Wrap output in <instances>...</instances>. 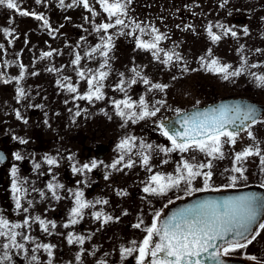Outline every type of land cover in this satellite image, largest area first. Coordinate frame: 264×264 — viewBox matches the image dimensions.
Instances as JSON below:
<instances>
[{
    "label": "rangeland",
    "instance_id": "1",
    "mask_svg": "<svg viewBox=\"0 0 264 264\" xmlns=\"http://www.w3.org/2000/svg\"><path fill=\"white\" fill-rule=\"evenodd\" d=\"M229 1L232 4H239V8L223 14L211 13L210 16L219 19L224 17L225 31L236 29L237 35L234 36L236 38L244 37L246 28L249 35L245 39L256 44L252 46L253 49L246 51L250 55L243 57V61L246 60L247 64L234 66L233 69L244 67L245 70H253L257 75H264V46H259L264 42V0ZM15 2L20 11L41 15L48 24L45 25L42 20H37L35 15H20L15 9L0 5V73H7L6 76H9L7 83L4 82L5 78L0 76V106L5 107L6 112L10 104L12 87L17 81H19L18 88L30 84L32 126L37 139L34 143L42 147L45 141H50L51 146L48 150L55 155L54 160L57 161L52 166H60L61 161H66L68 155L59 153V148L63 144L71 150H74V147L79 150L84 149V145L91 150L98 145H105L108 148L106 158L102 161L98 160V170L101 175L107 176V179L102 178L97 181L100 183L97 196L99 199L104 198L108 203H91H94V207H91L93 210L90 213L93 215L90 219H95L96 212L102 214L100 220L95 219L98 224L97 229L92 231V234L96 233L95 241L93 239V242L83 243V247L74 235L76 224H70L65 232L64 250L60 253L59 248L56 251L52 250L51 256L48 252L36 251L35 255L38 259L31 264H49V262L50 264H136L138 251L128 255L122 250L124 248L138 249L146 236L144 229L151 226L156 213L161 216L170 203L188 193L183 183L178 189L168 191L166 195H151L145 193L143 188L149 177L156 173L175 176L177 166L183 160L193 164L211 162V169L202 170L212 172L209 188L228 187L229 178L240 175L233 171L234 167H242L245 170L243 174L247 177L246 180L238 179L236 185L250 181L264 184V164H261V159L254 157L236 162L234 146L231 149L229 144L225 145L228 147L223 146V158L219 159L208 157L199 151L187 153H180L178 150L170 153L160 151L161 148H170L171 141L162 134L161 126L156 128L155 125L164 116L174 115V112L180 109L178 107L186 104L184 98L186 93L194 98L196 96L194 89L187 84L190 79L189 73L195 71L194 74L199 80H202V77L214 78L212 72L207 71L202 64L198 56L199 52H195L197 55L195 57L190 56L193 52L187 42L190 37L188 27L191 24L190 12L194 10L188 7L186 0H131L128 4L127 16L124 17L128 27L121 29V26H117L109 29L108 33L102 31L98 33L95 30L99 24L114 22V18L109 19L108 14L103 11L99 0H89L91 11L83 7L82 0H64L63 4L60 0H39V2L15 0ZM250 2H253L252 5ZM237 10L242 12L240 15L249 16L248 23L242 29L235 27L232 22L233 12ZM199 17L200 15L196 14L194 21H198ZM132 21L140 24L144 29L143 34L139 29H135ZM152 28L158 29L159 33L165 37L159 42V48L164 50L159 53L160 59L155 58L152 51L137 47V40L146 42L153 40L155 34L152 33ZM5 30L10 34H6ZM121 31L125 34H120ZM133 32H135L134 35L130 34ZM108 35L112 36L114 47L109 52L107 66L101 68L106 58L100 55L99 51L92 53L91 56L86 53H91L97 44L103 46L101 36ZM226 48L228 50L229 46ZM45 52L53 54L50 57H44L42 54ZM166 52H174L180 58L176 59L174 56L171 62L165 64L163 60L166 59ZM77 53L81 56V61L79 65H74L71 61ZM232 56H234L233 60H239L237 55ZM205 61L210 60L205 58ZM253 64L257 67L252 68ZM51 68L57 71H49L48 69ZM132 69H136V72ZM79 71H83L86 77L98 75V71L108 72L107 78L102 81L101 91L104 99L92 102L74 99L78 94L84 95L88 91L86 79L78 76ZM21 74L23 79L17 80L16 78ZM132 79H136L137 83L131 84ZM143 79L150 81V84H144ZM121 80L124 81L125 90L123 91L117 87ZM68 83L76 86L78 93L69 92L66 87ZM157 83L167 87L163 91L151 87ZM61 85L65 86L61 87ZM259 87L264 89V84ZM129 97L137 102L143 97L150 109L155 106L160 110L154 117L137 120L135 123L132 121L125 123L116 115L114 101ZM170 99L176 100V108L170 107ZM156 101H165V103L155 104ZM77 111L80 112L79 116L76 115ZM5 112L0 114V129H3L0 133L10 132L11 129V125L8 126L11 124L10 121L6 123ZM258 124L256 125H264V119ZM128 136L136 138V147L131 154L125 155L116 169L109 167L108 164L111 166L121 156L122 153L117 146ZM78 141H82L81 148ZM142 143L152 146L151 149L143 150L150 157L148 167L151 171L142 164V157L138 155ZM240 146L243 144L241 143ZM129 160L135 163L133 167L125 168L124 164ZM165 160L168 162L163 163ZM192 186L203 188V177H197ZM103 187L104 189L108 187L107 193L101 191ZM71 199L72 201L64 205H70L73 208L75 205L73 193ZM97 201L101 200L97 199ZM70 212L68 208L65 211V216H68L67 224L70 220ZM104 217L112 219L104 223ZM137 223L141 224L140 228L134 227ZM256 232L260 234L253 243L247 248L238 249L231 255L246 260H249V256H256L257 261L264 263V230L258 228ZM70 234L73 238L72 244L68 243ZM56 239L50 238L49 242ZM32 240L31 242H37L34 241L35 238ZM133 241L136 243L133 244ZM4 242L6 241L3 239L2 244ZM28 245L34 246L32 243ZM11 254V264H30L33 252L29 250L25 256L23 252L18 254L12 250Z\"/></svg>",
    "mask_w": 264,
    "mask_h": 264
},
{
    "label": "snow or ice",
    "instance_id": "2",
    "mask_svg": "<svg viewBox=\"0 0 264 264\" xmlns=\"http://www.w3.org/2000/svg\"><path fill=\"white\" fill-rule=\"evenodd\" d=\"M39 2V0H37ZM63 4L64 0H60ZM103 11L108 14L109 19L114 18L113 23H102L96 27V32L108 33V30L121 26V29L128 27L125 24L124 17L127 16L128 4L131 0H99ZM227 0H225V3ZM83 7L89 9V0H82ZM0 5L6 6L8 9H15L20 13V15H35L34 13H29L27 11H20L15 0H0ZM37 20H42L45 25L48 21L41 15H35ZM135 24V29L143 34L144 29L141 28L139 23L132 21ZM152 33H154L153 40L151 42H146L143 40H137V47L152 51L155 58L160 59L159 53L164 51L159 48V42L165 39L164 35L159 33L158 29L152 28ZM230 31L232 36H236L237 33ZM6 34H10L5 30ZM247 35V29H244ZM208 36L213 42H218L221 40V36L217 35L212 31V26L209 25L207 29ZM120 34H125L121 31ZM135 34V32L130 33ZM227 34V33H226ZM112 36H101L103 41V46L97 44L91 53H86V55L91 56L92 53L97 51L100 55L105 57V61L101 64V68H104L108 64V56L111 49L114 47L112 43ZM242 50V49H241ZM259 51V50H257ZM52 52H45L42 55L44 57L52 56ZM209 55H211V50H209ZM166 59L163 63L167 64L173 60L180 57L174 52H166ZM81 61V56L77 53L74 60L71 61L74 65H79ZM201 62L205 66L207 71L222 74L225 80L230 77L239 76L245 70L241 67L235 71H230L231 65H222L218 59H211L210 61H205L201 57ZM243 63L246 65L247 61L244 60ZM252 68L257 67V65H251ZM23 68V65H21ZM49 71H57L55 68L48 69ZM185 70H187L185 68ZM136 72V69H132ZM123 75V74H121ZM139 75V73H137ZM78 76L81 79H86L88 85V91L84 95H77L74 99H83L89 102L93 100L104 99L102 81H104L108 72L98 71V75L93 74L90 77H86L83 71L78 72ZM17 80L23 79V74L16 78ZM261 84H264V75L257 77ZM5 83L8 81L5 80ZM131 84H136L137 80L132 79ZM144 84H150V81L143 79ZM65 85H61L64 87ZM67 90L71 93H78V88L71 83L66 85ZM120 90L124 89V81L121 80L117 85ZM152 88L163 91L167 85L153 84ZM17 92L20 97H23L25 92L23 88H18ZM165 101H156L155 104L163 105ZM116 115L127 123L132 121L135 123L137 120H144L147 117L156 116L157 112L160 110L159 107L153 106L151 109L148 102L141 97L139 101H133L130 97L114 101ZM71 111V110H70ZM76 115L79 116L80 112L77 111ZM19 116V113H17ZM237 121H251L253 124L257 123L255 111L251 108L243 110L240 106H227L222 105L219 109H213L209 112H197L192 115H184L179 123L180 130L170 132L169 128L161 124L162 134L171 141L170 148H161L160 151L164 153H170L173 151H179L180 153H187L189 151H199L206 154L208 157L212 158H223V145L225 143L234 145L236 143L237 137L239 136V131H233L229 126H235ZM123 126V125H122ZM248 136L251 139H255L252 132H248ZM136 138L134 136H128L121 140L118 144V149L121 151V156L118 160L114 161L110 166L113 169L117 168L125 155L131 154L133 148L136 147ZM23 142V141H22ZM141 151L138 153L142 157V164L145 167L149 166L150 157L146 154L144 149H151V145H140ZM249 156H258L261 158V164H264V155L261 154L259 147H249L244 149L242 152H238L235 155V161L240 162ZM17 160H21L22 157L16 154ZM49 165L56 164L57 161L52 158H46ZM3 157L0 156V161ZM165 160L163 163H167ZM135 161L129 160L124 164L125 168L133 167ZM39 167V165H36ZM97 167V162L93 161L90 165L84 164L81 168H73L74 172H83L84 170L92 171ZM212 168V164L208 163L193 164L188 160H183L180 165L177 166L175 176L173 175H162L156 173L149 177L146 186L143 188L145 193L151 195H166L168 191L172 189H178L183 183L186 186V191L191 194L196 191H206L209 189V181L212 178V172L202 171L203 169ZM119 170V169H117ZM151 171V168L148 167ZM233 171L240 174L239 177L236 175L231 176L229 187H235L237 180H246L247 177L244 176V169L242 167H234ZM16 168L12 169L13 176L16 175ZM197 177H203V188H193V181ZM107 179V176L105 177ZM13 191L17 193L16 196V207L19 209L21 207L19 193L22 189L18 186L16 182L12 185ZM55 187H60L59 185ZM55 187L52 184L48 185V188L53 191V196L56 199H60L59 196L55 194ZM219 191V189H215ZM126 194V193H121ZM43 195V194H41ZM84 193L82 191H77L74 193L75 206L71 209L70 220L68 224L64 227H69V225H74L78 223L77 218L83 217V210L88 207H94V204L83 199ZM96 203L107 204L108 201H96ZM261 209H264V202L258 200L254 195H245L238 197H229L223 200H207L199 202L189 208L182 210L180 213L174 214L167 220L160 222V214L156 213V216L151 224V226L146 227L144 231L146 236L137 248H124L122 252L124 254L131 255L133 252L138 251L139 255L136 257V264H203V258L214 261L215 264H226L224 258L229 257L231 254L235 253L238 249L247 248L248 245L253 243L260 232L250 233L251 226L256 223L257 218L260 214ZM27 212V209H24ZM101 213H94L95 219H101ZM39 221L42 226L43 231L47 232L48 225L45 221L41 220L39 217L35 218ZM111 217H104V223L111 220ZM142 223V222H141ZM30 226L29 219H25L23 224L20 223H9L8 220L0 218V237L4 238L6 242L0 245V264H11L12 262V250H16L17 253L23 252L27 256L28 249L25 248L23 243L18 242L17 237H21L23 240H32L33 238L24 234L23 232H17V229ZM53 228L56 227L55 223L51 225ZM136 228H140L141 224L137 223L134 225ZM258 228L264 230V223H259ZM158 238V239H156ZM77 242L80 244L84 243V237H77ZM68 243H73L72 235L68 236ZM136 242L133 241V244ZM52 245H41L37 244L36 248L32 249L33 255L30 257L31 262H36L38 257L35 252L43 248L44 251L48 252L49 256L52 255ZM149 257L151 258L149 260ZM79 259V256H77ZM249 260L257 261L256 256H249ZM50 264V262H49ZM257 264H260L257 261Z\"/></svg>",
    "mask_w": 264,
    "mask_h": 264
},
{
    "label": "flooded vegetation",
    "instance_id": "3",
    "mask_svg": "<svg viewBox=\"0 0 264 264\" xmlns=\"http://www.w3.org/2000/svg\"><path fill=\"white\" fill-rule=\"evenodd\" d=\"M252 3L253 2H250L251 5ZM186 4L189 8L194 10L190 12L191 18L189 19L192 25L189 24L188 27L190 37L187 42L191 47V52H193L190 56H197L195 53L197 51L199 52L198 56L200 58L203 57L204 60L205 58L208 60L215 58L218 59L222 65H231L230 71L237 70L233 69L234 66L243 65V57H248L250 55V53L246 51L253 49L252 46L256 45L245 39V37L249 35V32L247 35L244 32V37L236 38L230 34L229 30L225 31L224 17L220 16L221 18L219 19L218 17L210 16L211 13L223 14L226 11H233L235 8H239V4H232L229 0H227L226 3L225 0H186ZM241 13L239 10L233 12L232 22L235 27L242 29L248 23L249 16L246 14L240 15ZM196 14H199L200 17L198 18L199 20L195 22ZM209 25L212 26V31L214 33L221 36L220 41L213 42L208 36L207 29ZM230 30L237 32L236 29ZM226 46H229L228 50ZM259 46H264V42ZM209 50H211V55H209ZM233 54L237 55L239 60H233ZM194 70L198 71L199 69ZM194 73L196 72L192 71V73H189L190 79L187 84L194 89L196 96L194 98L191 97L189 93H186L184 96L186 104L178 107L180 109H177L174 113L189 109L196 105L226 98H247L251 101L264 104V89L259 87V85L262 84L257 79L260 75L254 73L251 69L244 70L241 75L230 77L228 80H225L222 74L214 72H212V74L215 79L202 77V80H199ZM6 75L7 73H0V76L4 77L5 80L9 78V76ZM18 83L19 81L12 87L11 96L9 97L10 104L6 112L4 110L5 107L3 108V106H0V114L1 112H5L4 117L6 123L9 121L11 123L8 125H11L10 132L6 131V133H0V156L3 157V160L0 161V218L4 217V219L8 220L10 223L20 224H23L25 219H29L30 226L16 230L17 232H23L31 238H35L34 241H37L34 243L31 242L33 240L26 241L19 236L17 237V240L23 243L28 251H32V249L36 248L37 244H47L53 246L52 250L56 251L59 248L60 250L58 251L60 253L64 250L63 245L66 238L65 232L67 227H64V225L67 224L66 219H68V216H65V211L67 208L70 211L72 209L70 205L65 206L64 204L72 201V193L74 195L75 192L82 191L84 193L83 199L90 202V204L92 202L96 203L97 199L104 201V198L99 199L97 196V188L100 186V183H97V181L105 178L98 170V160L102 161L106 158L105 154L108 152V148L105 145H98L94 150H91L84 145V149L79 150L73 146L74 150H71L63 144L59 148V153L61 155H68L66 161H61L60 166L49 165L46 158L55 159V155L48 150L51 146L50 141H45L46 143H44L42 147H38L34 143L37 139L34 136L32 126L33 109L31 104V86L27 84L26 87H22L26 94L20 97L17 92ZM170 101V107L176 108V100L170 99ZM17 113H19V116H17ZM168 116H170V114L164 116L155 127L160 128L162 120ZM262 119H264V111L257 120V123H252L239 131L236 144L228 145L231 149L232 146H234L235 155L246 148H255L257 146L261 150V154L264 155V125H261L262 127L258 126L260 125L258 123ZM2 130L3 129H0V132ZM249 131H251L255 137L254 140L248 136ZM68 141H71V139H68ZM241 143L243 146H240ZM226 144L228 143H225L223 146ZM78 145L81 148L82 141H78ZM16 154H19L22 159L17 160L15 158ZM57 157L59 158L58 155ZM254 157L258 160L261 159L258 156H249L247 158ZM93 161L97 162V167L92 171H73L74 167L81 168L84 164L90 165ZM36 165H39V167ZM108 166L110 167V164H108ZM14 167L17 170L15 176H13L12 173ZM14 182L22 189L19 193L21 203L19 209L16 207L17 193L13 191L12 187ZM250 183L264 186L262 183L252 181L246 184ZM49 184H52L54 187L57 185L60 186L55 187V194L59 196L60 199H56L53 196V191L48 188ZM228 187L223 186L209 189H223ZM107 190L108 187H105V189L103 187L101 191L107 193ZM187 195H189V193L179 196L178 199ZM24 209H27V212H25ZM92 210L91 207L84 209L82 219L77 218L79 226L78 223H76L74 235L77 237H85L84 244L90 241L93 242V239L95 241L96 237V233L92 234V231L97 229L98 224L95 219H90L92 217L91 215H93L90 213ZM36 217H39L47 223L49 229L47 232L43 231L39 221L35 219ZM52 223H55V228L51 226ZM50 238L57 239L49 242ZM87 238H89L88 241L86 240ZM3 239L4 238L0 237V245H2ZM29 243H32L34 246L28 245ZM84 244L82 245L83 247ZM14 251L17 252L16 250ZM37 251L44 252V249L40 248Z\"/></svg>",
    "mask_w": 264,
    "mask_h": 264
},
{
    "label": "water",
    "instance_id": "4",
    "mask_svg": "<svg viewBox=\"0 0 264 264\" xmlns=\"http://www.w3.org/2000/svg\"><path fill=\"white\" fill-rule=\"evenodd\" d=\"M222 105L227 106H240L243 110L251 108L255 111L256 119L261 116V113L264 111V104L258 103L255 101H251L247 98H226L218 101L196 105L189 109L182 110L162 121V124L169 128L170 132L180 130V119L184 115H192L197 112H209L213 109H219ZM251 121H237L235 126H229L233 131H241L248 125H250ZM245 195H254L261 202H264V186L259 184H250L246 186L233 187L219 191H200L194 193L185 198L179 199L173 203H171L165 210L164 214L160 217V222L167 220L169 217L174 214L180 213L182 210L189 208L199 202L207 201V200H223L229 197H238ZM264 220V209H261L260 214L257 218L256 223H254L250 228V233L253 234L255 230L258 228V224ZM158 239V238H156ZM151 258L149 257V260ZM226 260V264H257V261H249L244 258L229 256L224 258ZM147 264V262H146ZM203 264H215L214 261L207 259V257L203 258ZM260 264H264L260 262Z\"/></svg>",
    "mask_w": 264,
    "mask_h": 264
}]
</instances>
